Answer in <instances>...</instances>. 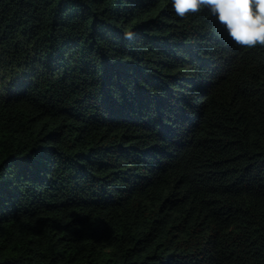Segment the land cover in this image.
I'll return each mask as SVG.
<instances>
[{"label":"trees","instance_id":"trees-1","mask_svg":"<svg viewBox=\"0 0 264 264\" xmlns=\"http://www.w3.org/2000/svg\"><path fill=\"white\" fill-rule=\"evenodd\" d=\"M0 264H264V47L171 0H0Z\"/></svg>","mask_w":264,"mask_h":264},{"label":"clouds","instance_id":"clouds-1","mask_svg":"<svg viewBox=\"0 0 264 264\" xmlns=\"http://www.w3.org/2000/svg\"><path fill=\"white\" fill-rule=\"evenodd\" d=\"M171 9L181 19L207 9L235 45L264 47V0H171Z\"/></svg>","mask_w":264,"mask_h":264},{"label":"bare ground","instance_id":"bare-ground-1","mask_svg":"<svg viewBox=\"0 0 264 264\" xmlns=\"http://www.w3.org/2000/svg\"><path fill=\"white\" fill-rule=\"evenodd\" d=\"M196 117V116H195ZM191 127V126H190ZM194 128V127H193ZM105 157V156H104ZM100 163H102V162H100ZM122 168V167H121Z\"/></svg>","mask_w":264,"mask_h":264}]
</instances>
